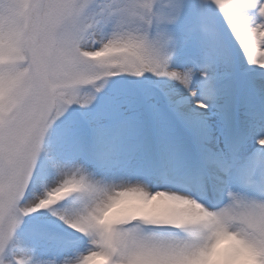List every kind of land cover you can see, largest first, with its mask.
Segmentation results:
<instances>
[{
	"label": "snow or ice",
	"instance_id": "obj_1",
	"mask_svg": "<svg viewBox=\"0 0 264 264\" xmlns=\"http://www.w3.org/2000/svg\"><path fill=\"white\" fill-rule=\"evenodd\" d=\"M206 255L264 264V0H0V264Z\"/></svg>",
	"mask_w": 264,
	"mask_h": 264
},
{
	"label": "clouds",
	"instance_id": "obj_2",
	"mask_svg": "<svg viewBox=\"0 0 264 264\" xmlns=\"http://www.w3.org/2000/svg\"><path fill=\"white\" fill-rule=\"evenodd\" d=\"M216 248H226L229 251L237 250L242 255H250L248 249L244 248L243 245L234 237L230 235H221L217 242ZM215 250V249H214ZM208 256H202L192 262V264H207Z\"/></svg>",
	"mask_w": 264,
	"mask_h": 264
}]
</instances>
